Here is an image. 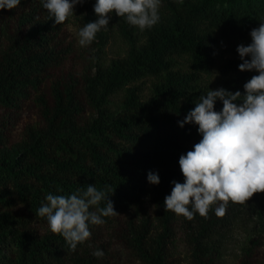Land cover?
<instances>
[{"label": "trees", "instance_id": "obj_1", "mask_svg": "<svg viewBox=\"0 0 264 264\" xmlns=\"http://www.w3.org/2000/svg\"><path fill=\"white\" fill-rule=\"evenodd\" d=\"M94 4L86 0L76 6L79 28L98 18ZM159 14L157 25L141 31L113 12L127 54L101 62L109 39L102 29L86 47L82 69L73 71L66 69L74 52L71 18L57 25L40 0L0 10V264H119L116 252L96 242L104 227L114 228L136 264H175L178 228L192 264H218L221 239L240 218L264 223V193L244 203L229 201L223 216L215 213L218 204L207 216L196 213L192 219L164 207L172 182L184 181L180 156L202 139L198 126L181 128L178 122L201 94L220 87L243 92L258 74L239 70L236 44L235 56L218 66V85L206 83L217 65L220 38L257 28L264 0H163ZM149 77L151 96L144 99L132 84ZM119 91H125L122 104L113 110L112 97ZM27 102H33L39 120L13 143L16 115ZM222 107L218 101L216 110ZM149 171L159 173V185L147 181ZM89 184L106 190L119 214L92 225L91 238L72 250L36 212L47 194L70 195ZM147 202L155 216L139 213ZM263 237H249L239 264L257 263ZM98 248L103 258L93 256Z\"/></svg>", "mask_w": 264, "mask_h": 264}, {"label": "clouds", "instance_id": "obj_2", "mask_svg": "<svg viewBox=\"0 0 264 264\" xmlns=\"http://www.w3.org/2000/svg\"><path fill=\"white\" fill-rule=\"evenodd\" d=\"M22 0H0V10L16 9ZM86 0H40L57 25L75 14L77 5ZM162 0H95L97 19L78 32V44L90 46L97 33L106 30L114 12L141 31L160 22ZM250 32L251 43L237 47L240 71L258 73L244 85V91L224 87L210 89L199 96L179 126L196 125L202 139L179 158L184 181H173L170 195L164 200L166 212L173 211L188 219L198 213L207 216L213 205L223 216L229 201L244 203L256 193H264V19ZM222 109L217 111V102ZM147 181L159 185L158 172L149 171ZM104 206H100L105 202ZM46 218L51 232L63 236L72 250L88 241L92 225H103L104 218L119 214L106 190L89 184L70 195H46V203L37 210ZM93 256L103 258L102 249Z\"/></svg>", "mask_w": 264, "mask_h": 264}, {"label": "rangeland", "instance_id": "obj_3", "mask_svg": "<svg viewBox=\"0 0 264 264\" xmlns=\"http://www.w3.org/2000/svg\"><path fill=\"white\" fill-rule=\"evenodd\" d=\"M163 4V0L161 5ZM161 7V6H160ZM111 20L106 31L109 39L101 52V62L110 64L114 59L122 58L127 54L129 49L128 43L120 34L118 24L111 14ZM259 27V26H258ZM79 16L75 9V14L71 17V21L68 25V35L74 42V52L69 60L66 69H72L73 71H80L83 67L85 57L88 53L86 47H82L78 44V32H79ZM251 43L250 33L248 35H235L229 38L221 37L217 45V65L214 68L212 75H209L206 79L207 84L217 86L220 80L219 68L224 60L229 57H234V46L236 44L248 45ZM185 68H188L185 62ZM154 79L151 77L142 79L132 84V86H138L140 94L144 99H148L151 96V89ZM125 91H119L112 97L111 109L118 110L121 107L122 99ZM37 108L33 102H27L25 108L16 115L14 128L12 129V142H18L22 139L24 128L31 123L38 122ZM139 213H151L156 215V209L150 203H145L138 208ZM126 215L119 216V219H125ZM101 230V229H100ZM179 236L173 247V253L176 259L175 264H192L191 263V250L185 239L183 229L178 228ZM256 233H262L264 236V223L257 217H246L241 219L235 224V226L225 235L222 240V255L218 264H239L242 256L243 247L246 245L249 237ZM97 244H105L109 246L111 251L117 254L119 264H136L131 253L126 247L117 239L114 232V228L104 227L102 231L98 232ZM256 264H264V237L263 244L258 249V258Z\"/></svg>", "mask_w": 264, "mask_h": 264}]
</instances>
